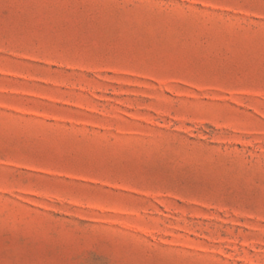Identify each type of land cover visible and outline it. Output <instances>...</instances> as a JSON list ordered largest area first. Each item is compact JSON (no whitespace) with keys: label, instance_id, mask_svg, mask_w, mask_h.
<instances>
[{"label":"rangeland","instance_id":"obj_1","mask_svg":"<svg viewBox=\"0 0 264 264\" xmlns=\"http://www.w3.org/2000/svg\"><path fill=\"white\" fill-rule=\"evenodd\" d=\"M0 264H264V0H0Z\"/></svg>","mask_w":264,"mask_h":264}]
</instances>
